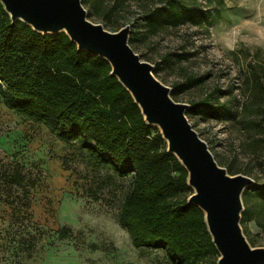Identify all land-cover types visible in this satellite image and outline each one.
I'll list each match as a JSON object with an SVG mask.
<instances>
[{
	"label": "rangeland",
	"instance_id": "374dc122",
	"mask_svg": "<svg viewBox=\"0 0 264 264\" xmlns=\"http://www.w3.org/2000/svg\"><path fill=\"white\" fill-rule=\"evenodd\" d=\"M164 1L127 0L116 8L113 0H105L108 20L82 3L88 18L108 29L141 23L133 49L171 89L178 83L176 100L190 104L217 88L219 102L231 109L240 105L247 66L264 67V0H184L192 6L187 21L175 24L166 18L155 21L152 29L140 16ZM258 72L264 77V70ZM186 115L216 160L232 168L230 173L264 180V145L254 152L245 143V138H264V115L252 111L241 123L234 111L217 117L208 112ZM96 160L0 100V169L18 161L27 174L38 177L28 206L5 201L8 191L0 183V264H174L162 247L131 243L117 215L132 175ZM251 185L242 193L251 218L240 223L248 241L261 246L264 204ZM62 227L69 228L68 235L61 234Z\"/></svg>",
	"mask_w": 264,
	"mask_h": 264
},
{
	"label": "trees",
	"instance_id": "16d2710c",
	"mask_svg": "<svg viewBox=\"0 0 264 264\" xmlns=\"http://www.w3.org/2000/svg\"><path fill=\"white\" fill-rule=\"evenodd\" d=\"M104 1L82 0L108 20ZM126 2L113 0L111 7ZM191 7L184 0H165L140 17L153 29L155 21L166 18L175 24L187 21ZM137 22L129 34L132 47L139 37L141 23ZM247 70L240 105L237 102L231 109L219 102L220 94L214 88L191 101L186 113L208 112L217 117L234 111L239 123L252 111L264 115V77L258 72L264 67L249 64ZM178 87L176 82L170 91L173 98ZM0 100L20 116L46 126L57 139L88 151L97 165L107 164L119 174L131 173L117 221L134 246L162 247L174 264H204L210 258L212 262L206 264H216L218 252L204 213L187 202L192 189L184 166L167 151L158 127L145 122L128 90L110 73L109 62L78 49L64 31L42 33L20 19L12 21L1 2ZM262 140L250 137L245 143L255 152L264 145ZM37 181L18 161L0 169V183L8 191L5 201L28 206L30 189ZM250 187L259 192L264 204V180H254ZM14 190L17 194L8 199ZM250 218L251 208L245 205L240 221ZM68 233L69 228L62 227L61 234Z\"/></svg>",
	"mask_w": 264,
	"mask_h": 264
},
{
	"label": "water",
	"instance_id": "95a60500",
	"mask_svg": "<svg viewBox=\"0 0 264 264\" xmlns=\"http://www.w3.org/2000/svg\"><path fill=\"white\" fill-rule=\"evenodd\" d=\"M12 21L20 19L42 33L64 31L78 49L104 57L110 73L128 90L147 124L158 127L187 172L192 192L188 203L201 208L215 245L216 264H264V245H252L240 219L242 193L254 182L250 175L230 173L214 157L186 115L189 103L170 94L171 87L153 73L129 43L130 23L111 30L87 16L82 0H0Z\"/></svg>",
	"mask_w": 264,
	"mask_h": 264
}]
</instances>
